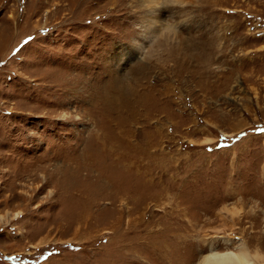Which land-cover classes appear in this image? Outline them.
<instances>
[{
    "label": "rangeland",
    "instance_id": "374dc122",
    "mask_svg": "<svg viewBox=\"0 0 264 264\" xmlns=\"http://www.w3.org/2000/svg\"><path fill=\"white\" fill-rule=\"evenodd\" d=\"M264 251V0H0V264Z\"/></svg>",
    "mask_w": 264,
    "mask_h": 264
},
{
    "label": "bare ground",
    "instance_id": "6f19581e",
    "mask_svg": "<svg viewBox=\"0 0 264 264\" xmlns=\"http://www.w3.org/2000/svg\"><path fill=\"white\" fill-rule=\"evenodd\" d=\"M248 248L244 242L235 246V250L217 252L213 247L205 254L197 264H237L239 254L247 252Z\"/></svg>",
    "mask_w": 264,
    "mask_h": 264
},
{
    "label": "clouds",
    "instance_id": "9594fccd",
    "mask_svg": "<svg viewBox=\"0 0 264 264\" xmlns=\"http://www.w3.org/2000/svg\"><path fill=\"white\" fill-rule=\"evenodd\" d=\"M237 264H264V251L256 249L239 254Z\"/></svg>",
    "mask_w": 264,
    "mask_h": 264
}]
</instances>
